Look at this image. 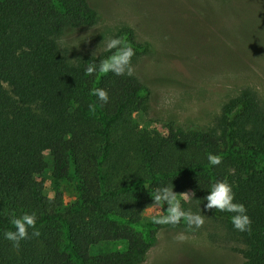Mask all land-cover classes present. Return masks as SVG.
Listing matches in <instances>:
<instances>
[{"label":"trees","instance_id":"1","mask_svg":"<svg viewBox=\"0 0 264 264\" xmlns=\"http://www.w3.org/2000/svg\"><path fill=\"white\" fill-rule=\"evenodd\" d=\"M95 1L102 5L0 0V264H141L154 233L144 236L139 227L155 190L173 186L178 197L190 191L204 206L217 181L232 186L251 230H234L233 214L204 209L234 232L243 264H264V88L237 86L213 127L172 123L165 139L135 120L150 99L141 79L88 75L89 64L111 53L72 57L62 42L111 10L122 19L112 38L133 47V68L158 55L160 68L170 69L158 80L204 90L202 79L213 73L226 80L244 69L264 73V0ZM96 88L107 92V104L91 94ZM44 152L53 180L71 184L72 203L61 193L49 198L42 182L25 174ZM208 154L221 163L211 166ZM25 212L36 214L40 236L29 229L17 250L3 233ZM119 242L126 249L115 261L89 254Z\"/></svg>","mask_w":264,"mask_h":264},{"label":"rangeland","instance_id":"2","mask_svg":"<svg viewBox=\"0 0 264 264\" xmlns=\"http://www.w3.org/2000/svg\"><path fill=\"white\" fill-rule=\"evenodd\" d=\"M90 1L99 4L95 0ZM103 16L97 25L77 30L63 39L72 57L81 54L97 56L106 50V41L116 34L115 30L122 19L111 10L104 12ZM160 63L158 55L146 56L134 68V74L150 89L147 107L144 112L135 115V120L141 128L155 130L165 139L173 136L174 132L169 126L172 123L213 127L224 99L229 93L234 94L237 86L251 84L264 88L262 69H244L246 73L236 77L230 72L227 80L219 73H213L210 80L204 77L202 85L207 86L204 90L190 84L176 90L175 85L158 80L157 77L170 71L161 69L163 66ZM248 73L253 75L252 78ZM25 174L42 182L49 198L61 193L65 203H72L74 195L71 184L67 181L57 182L52 178V160L48 152L42 153L36 165L26 169ZM183 194H189L191 198L179 196L178 202L184 210L204 215L203 226L190 230L186 222L175 226L161 225L155 219L166 215L165 210L155 206L146 209L139 230L144 236L150 233H154V236L151 248L141 264H243L237 252L239 244L234 232L195 201L192 192L186 191ZM125 249V244L121 242L104 243L91 247L89 254L108 255L110 260L115 261L117 255Z\"/></svg>","mask_w":264,"mask_h":264},{"label":"clouds","instance_id":"3","mask_svg":"<svg viewBox=\"0 0 264 264\" xmlns=\"http://www.w3.org/2000/svg\"><path fill=\"white\" fill-rule=\"evenodd\" d=\"M105 48L111 55L102 59L98 65L89 64L86 67V73L92 75L99 72L103 74L111 73L115 76H132L134 68L132 58L135 55L134 49L121 38H109L105 43ZM19 55V53H17ZM96 97L98 104H107L109 97L102 88H96L91 93ZM207 160L211 166L221 163L219 156L208 154ZM208 195L205 197L206 210L219 211L221 213L233 214L230 216V222L233 229L239 232H248L251 230V220L247 215V210L242 204L235 201V195L232 186L227 181H217L211 185ZM184 198H191L189 194H180ZM153 206L160 208L167 204L166 215L155 219V222L161 225H178L183 220L190 230H195L203 226L204 215L193 213L191 210H184L178 202V194L171 188L164 186L157 188L153 193ZM37 216L33 213H23L20 216H13L10 223L13 230L3 233V238L9 241L13 248L19 249L21 241L29 238V229H32L31 236L39 237L40 232L36 230ZM182 238V237H181Z\"/></svg>","mask_w":264,"mask_h":264}]
</instances>
